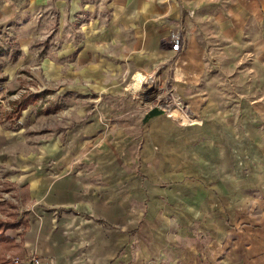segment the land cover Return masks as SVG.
<instances>
[{"label":"crops","instance_id":"1","mask_svg":"<svg viewBox=\"0 0 264 264\" xmlns=\"http://www.w3.org/2000/svg\"><path fill=\"white\" fill-rule=\"evenodd\" d=\"M0 53L61 86L0 108V264H264V0H0Z\"/></svg>","mask_w":264,"mask_h":264},{"label":"rangeland","instance_id":"2","mask_svg":"<svg viewBox=\"0 0 264 264\" xmlns=\"http://www.w3.org/2000/svg\"><path fill=\"white\" fill-rule=\"evenodd\" d=\"M172 32H175V31H172ZM18 57H20V55L18 53H12L10 55V57L8 54H1L0 53V67L5 64L4 61H6L7 59L14 61V60H17ZM21 57L23 58L22 54H21ZM35 62H37V61H32L31 63L34 65ZM29 63L26 64L25 67H22L21 70H17L16 74L13 75L14 77H12V80L9 83L7 82V84L6 83L4 84L3 82L1 83V80H3V78L6 79L7 76H4L5 74H3V70L0 68V83H1L0 84V104L2 105L0 107L1 110L6 109V111H9V109L14 108L16 106V104L19 103L25 96H27V95L29 96L31 94L38 92V89L40 87L42 88L41 93H42L44 98L46 97L47 93H49V91L54 90L57 87L58 88L61 87L59 85L58 86H47L46 84H44V86H39L40 81H42L44 75H40L41 72L38 74V68H34V69L27 68L29 66ZM59 72H61L62 75L65 74V70H60ZM147 80L149 82L148 78H147ZM145 82H146V80H145ZM149 86L144 91H147L148 89L154 90L152 93L153 97L150 100V105L160 104V103H158V101L160 99H158L157 95L161 91H165V93H166L165 97H163L161 99L164 100L163 102H167L164 104V109H166V112L171 116V119H173L174 122L179 123V124L180 123H184V124H191V123L194 124L195 123L196 118L191 117L188 114H186L187 116L184 115V113H181L180 110H177V108L173 105L174 100H176V99H175V96L173 95L174 91L172 92L171 88H167L168 86H165V85L160 86L158 84L154 85V87L151 85H149ZM48 89H50V90L46 91ZM146 93L148 94V92H146ZM43 101H44V99H43ZM150 105L148 106V109H146V110H149L151 108ZM134 106H135V104L131 103L130 109H132V107H133V110H135L136 108ZM162 107H163V105H162ZM184 109H186V108L184 107ZM139 111L140 110L136 109V113H138ZM134 117H135V115L130 118L132 123H133ZM130 131L131 132H128V135H132V138L137 137V135H138L139 139L141 140V134L140 133L138 134L133 129V127H132V129H130Z\"/></svg>","mask_w":264,"mask_h":264},{"label":"built area","instance_id":"3","mask_svg":"<svg viewBox=\"0 0 264 264\" xmlns=\"http://www.w3.org/2000/svg\"><path fill=\"white\" fill-rule=\"evenodd\" d=\"M169 41L171 44V50L173 52H178L182 46V36L180 32L175 31L170 33ZM164 105L163 103L158 104L155 108H160V106ZM7 264H42V261L36 254H30L24 257L12 256L8 258Z\"/></svg>","mask_w":264,"mask_h":264},{"label":"trees","instance_id":"4","mask_svg":"<svg viewBox=\"0 0 264 264\" xmlns=\"http://www.w3.org/2000/svg\"><path fill=\"white\" fill-rule=\"evenodd\" d=\"M27 102V100H25ZM25 107V102L22 103V101L20 103H18V105L15 107L16 112L18 113L19 110L23 109ZM6 227L4 225L0 224V230L3 231ZM1 236V235H0ZM2 237V236H1Z\"/></svg>","mask_w":264,"mask_h":264},{"label":"water","instance_id":"5","mask_svg":"<svg viewBox=\"0 0 264 264\" xmlns=\"http://www.w3.org/2000/svg\"><path fill=\"white\" fill-rule=\"evenodd\" d=\"M153 91H154V90H153ZM153 91H152V90H149L148 93H152ZM163 113H164V109L162 110V109H159V108H153V109L150 111L149 115L151 116V115L163 114ZM149 115H148V116H149Z\"/></svg>","mask_w":264,"mask_h":264}]
</instances>
